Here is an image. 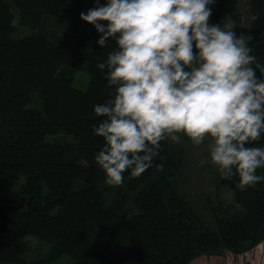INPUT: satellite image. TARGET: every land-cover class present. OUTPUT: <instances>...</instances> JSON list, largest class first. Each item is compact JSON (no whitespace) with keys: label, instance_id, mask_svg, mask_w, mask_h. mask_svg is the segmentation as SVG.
Here are the masks:
<instances>
[{"label":"trees","instance_id":"trees-1","mask_svg":"<svg viewBox=\"0 0 264 264\" xmlns=\"http://www.w3.org/2000/svg\"><path fill=\"white\" fill-rule=\"evenodd\" d=\"M238 2L215 0L209 23L231 15L238 35L253 36L252 54L264 63V0H247L254 17L248 28ZM84 4L0 0V178H24L28 197L23 210L0 198V264H47L61 256L73 264H188L204 252L238 254L264 244V181L241 187L238 176L220 175L221 187L232 192L242 213L219 217L212 205L214 225L206 226L174 181L185 151L166 141L142 175L129 171L120 186L104 183L94 162L104 141L93 134L101 120L93 108L113 89L96 66L116 45L97 44L96 29L80 19ZM16 14L30 34L13 37ZM47 19L64 33L48 35L42 28ZM83 70L89 82L80 91L73 73ZM59 135L71 140L49 139ZM255 146L264 147V136ZM28 236L47 245L49 259L24 258Z\"/></svg>","mask_w":264,"mask_h":264},{"label":"clouds","instance_id":"clouds-1","mask_svg":"<svg viewBox=\"0 0 264 264\" xmlns=\"http://www.w3.org/2000/svg\"><path fill=\"white\" fill-rule=\"evenodd\" d=\"M215 0H107L80 19L97 44L116 47L97 64L112 95L94 106L93 134L103 147L95 164L104 183L120 186L153 166L161 144L207 141L210 162L241 187L264 181V63L237 34L231 15L210 24ZM209 163L201 159L200 165Z\"/></svg>","mask_w":264,"mask_h":264},{"label":"rangeland","instance_id":"rangeland-1","mask_svg":"<svg viewBox=\"0 0 264 264\" xmlns=\"http://www.w3.org/2000/svg\"><path fill=\"white\" fill-rule=\"evenodd\" d=\"M99 2L101 5L106 3L105 1L100 0ZM95 6L96 0H85L82 13L87 14V11ZM235 7L241 14L243 24L248 28V25H250L254 17L249 13L247 0H239ZM14 12L16 13V11ZM13 25L14 38H20L21 36L25 34L28 35L32 32L29 28H23L20 26L17 14L14 18ZM42 28L52 37L64 33L62 26L58 27L53 20L50 19L46 20ZM88 82L89 77L86 70L73 73L74 88L84 91L88 86ZM33 101V105L38 106L34 104L39 102L37 96L33 98ZM49 139L55 141L71 140L70 137L65 135H59ZM166 142L176 149L182 148L185 151V165L182 168V171L175 176L174 181L178 187V191L187 198L203 223L206 226L213 227L212 205L217 206V215L219 217L240 216L242 209L234 202L232 192L221 187L219 180L220 174L216 166L212 165L210 162L207 150L208 142L206 141L205 144L201 146H193L191 142L184 137L178 142H173L171 140H166ZM206 158L209 159V163L201 166L200 160ZM24 185V178L22 177L18 179L7 177L0 178V198L3 200V203L14 205L18 209L23 210L28 201V197L22 193ZM26 240H28L27 250L24 254L26 260L35 259L36 257L48 258V247L45 243L30 236H28ZM261 244L256 245L251 250L247 248L238 254L221 249L217 250L215 253L204 252L197 254L188 264H264V259L261 258V255H264V252L261 254V250L258 249ZM47 264H73V260L69 256H61L56 260H49V263Z\"/></svg>","mask_w":264,"mask_h":264},{"label":"crops","instance_id":"crops-1","mask_svg":"<svg viewBox=\"0 0 264 264\" xmlns=\"http://www.w3.org/2000/svg\"><path fill=\"white\" fill-rule=\"evenodd\" d=\"M258 249L261 250V254H262L264 252V244H261V246ZM254 251H255V249H254ZM259 257H260V255H259ZM261 258L264 259V255L263 254L261 255Z\"/></svg>","mask_w":264,"mask_h":264}]
</instances>
